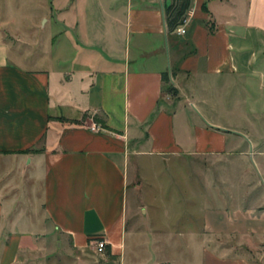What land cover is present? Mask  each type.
Listing matches in <instances>:
<instances>
[{"label": "crops", "instance_id": "0c3cea01", "mask_svg": "<svg viewBox=\"0 0 264 264\" xmlns=\"http://www.w3.org/2000/svg\"><path fill=\"white\" fill-rule=\"evenodd\" d=\"M171 1L0 0V264H160L127 225L156 160L187 264H264V0H191L184 34Z\"/></svg>", "mask_w": 264, "mask_h": 264}, {"label": "rangeland", "instance_id": "374dc122", "mask_svg": "<svg viewBox=\"0 0 264 264\" xmlns=\"http://www.w3.org/2000/svg\"><path fill=\"white\" fill-rule=\"evenodd\" d=\"M255 96L257 100L260 99L259 94L255 93ZM164 99L165 96L163 97ZM185 107L187 115L195 118V111L191 108L190 104L186 103ZM238 109L240 108H237V113L234 117L242 118ZM222 111L219 113L225 115ZM95 116L91 117L93 121ZM256 129L260 133H264L262 126L259 125ZM162 164L156 160L152 170L147 169L143 172L144 175L142 174V177L144 180L141 181V188L132 196L127 225L131 226L132 230L141 234V237L136 241V246H139L137 248H139L143 258H148V260L152 261L154 257L158 256L159 261L157 263L160 264H166L167 259L172 260L175 264L196 263L197 253L195 249H192L187 256L183 254V251L187 250L186 248L195 246L193 244H191L192 246L188 245L189 240L187 235H184V233L177 234V232L185 231L187 212H196L198 208L196 206L189 207L182 200V196H185V192L182 189V180L181 182H176L175 176L169 173V171L176 172L173 164L167 163L166 174H164L163 170L165 168L161 166ZM229 167H231L230 164L221 167L217 166L221 171V177H226V173L229 174ZM177 178H180V176H177ZM168 182H172L170 187ZM173 182L177 183V185L175 186ZM165 187H169L173 191L168 192V189L165 191ZM198 217H195L196 224L199 222L196 220ZM127 243L129 249L133 250L129 235ZM263 246L260 247V250ZM151 250L154 251L155 256L151 254ZM168 262L170 263V261Z\"/></svg>", "mask_w": 264, "mask_h": 264}, {"label": "trees", "instance_id": "16d2710c", "mask_svg": "<svg viewBox=\"0 0 264 264\" xmlns=\"http://www.w3.org/2000/svg\"><path fill=\"white\" fill-rule=\"evenodd\" d=\"M190 3L191 0H172L171 3L164 6L165 23L169 33L175 32L176 28L184 23ZM162 81L164 84L163 91L165 93H174V88L169 83L166 72L162 73ZM94 121L102 128L109 129L102 118L95 116Z\"/></svg>", "mask_w": 264, "mask_h": 264}, {"label": "built area", "instance_id": "2783aa9c", "mask_svg": "<svg viewBox=\"0 0 264 264\" xmlns=\"http://www.w3.org/2000/svg\"><path fill=\"white\" fill-rule=\"evenodd\" d=\"M176 33L178 34H184L185 33V27L184 23L180 26H178L175 30ZM92 128H96L95 126H92ZM93 244L95 245V249L98 252H102L105 249L106 246V241L103 237H95L91 240ZM261 254L264 258V246L261 248Z\"/></svg>", "mask_w": 264, "mask_h": 264}]
</instances>
